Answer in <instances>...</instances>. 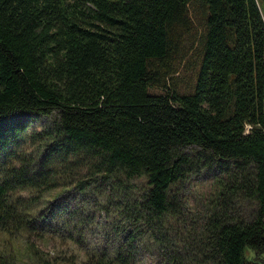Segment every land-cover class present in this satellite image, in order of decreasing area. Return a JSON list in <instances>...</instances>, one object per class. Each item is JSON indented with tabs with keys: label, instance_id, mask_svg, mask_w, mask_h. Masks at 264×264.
<instances>
[{
	"label": "trees",
	"instance_id": "obj_1",
	"mask_svg": "<svg viewBox=\"0 0 264 264\" xmlns=\"http://www.w3.org/2000/svg\"><path fill=\"white\" fill-rule=\"evenodd\" d=\"M0 264H264L260 0H0Z\"/></svg>",
	"mask_w": 264,
	"mask_h": 264
},
{
	"label": "rangeland",
	"instance_id": "obj_2",
	"mask_svg": "<svg viewBox=\"0 0 264 264\" xmlns=\"http://www.w3.org/2000/svg\"><path fill=\"white\" fill-rule=\"evenodd\" d=\"M260 4L262 5V9L264 10V0H260ZM192 58H184L179 67L178 71L174 74L173 77H169L168 81L170 86H181L182 88H185L189 82H191L190 77V67L192 65L191 63ZM176 78V79H171ZM209 180L208 179H194L191 180V184L188 189L187 197L188 202L191 204V208L195 209V206L201 207L200 205L203 203V200L201 199L203 196L209 194L210 187H209ZM48 248V247H47Z\"/></svg>",
	"mask_w": 264,
	"mask_h": 264
}]
</instances>
